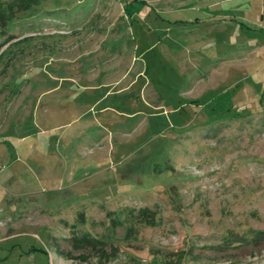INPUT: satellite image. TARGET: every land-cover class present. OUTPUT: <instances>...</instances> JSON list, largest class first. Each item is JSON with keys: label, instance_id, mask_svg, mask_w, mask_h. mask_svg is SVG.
<instances>
[{"label": "rangeland", "instance_id": "374dc122", "mask_svg": "<svg viewBox=\"0 0 264 264\" xmlns=\"http://www.w3.org/2000/svg\"><path fill=\"white\" fill-rule=\"evenodd\" d=\"M0 264H264V0H0Z\"/></svg>", "mask_w": 264, "mask_h": 264}, {"label": "trees", "instance_id": "16d2710c", "mask_svg": "<svg viewBox=\"0 0 264 264\" xmlns=\"http://www.w3.org/2000/svg\"><path fill=\"white\" fill-rule=\"evenodd\" d=\"M83 239H84V241H87L88 242L87 238H81V240H83ZM81 240L79 242H81Z\"/></svg>", "mask_w": 264, "mask_h": 264}]
</instances>
